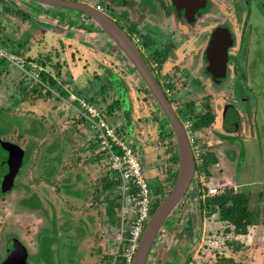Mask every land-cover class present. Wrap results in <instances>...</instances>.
<instances>
[{"label": "flooded vegetation", "instance_id": "1", "mask_svg": "<svg viewBox=\"0 0 264 264\" xmlns=\"http://www.w3.org/2000/svg\"><path fill=\"white\" fill-rule=\"evenodd\" d=\"M51 1L52 5L35 0H0V43L6 44L4 46H11V50L16 54L15 58L17 57L18 62L22 63L26 69L35 58L30 55L27 57L20 52V49H29L36 46L34 41L30 44V39L36 36V32L39 33L40 30L47 29L46 25L48 24L55 30L51 32L57 40L50 47L56 51V54L58 50L67 48V37H73L85 43L88 48H92L96 52V55L91 54L96 60V62L93 61L96 68H100L104 64L108 76H112V83L106 78L103 79L105 77L104 73L99 75L96 71L93 73L88 72L85 78L80 75L78 80H74L72 76L70 80L75 82L87 80L91 83L95 79L97 82H105L101 86V90L106 89V92L111 90V94H114L112 104L107 107L109 113L115 111V113L125 114L124 110L127 107H123L121 97H124V93L128 96L131 94L125 77L121 76L123 80L118 76L119 73L115 72L111 62H122L126 67L130 66L126 76L129 75L135 80L140 88L137 92L146 94L148 100L155 106L153 111H150L152 115L148 116L149 120L152 118L151 120L155 122V129H157V138L151 137L154 141L158 139L157 142H154V146L158 145L157 148H166L164 157L166 159V177L160 183L157 176L152 179L148 177L142 161V159L146 160L145 147L151 146L152 143L149 144L151 139L144 135L140 136L141 131L138 127L141 126L138 122L135 121L134 123L126 119L132 129L130 137L128 135V143L141 159V164L146 172L152 191L151 208L153 209L156 203H160L165 197L157 198V194L161 191H166V193L171 191L179 171V141L175 127L167 118L149 85L137 69L132 66L122 49L92 17L81 10L86 9L98 18L107 17L112 20L113 24H117L124 34L128 35L135 43L162 92L170 102L176 117L186 132L196 164L190 186L178 203L176 210L170 215L168 224L164 225L157 240L161 238V242L169 241L171 239L169 227H174V224L171 225L169 222H177L181 216L184 217L181 221L182 225L185 228H191L190 236L192 237L186 239L182 232L179 234L182 243L178 248L183 254L178 257L177 264H207L208 260H210L209 264H213L214 260V263L217 264H242L238 259L239 251L231 247L238 249L241 246L239 242L246 237H250L251 229L260 227L258 214L251 208L256 213V222L247 226L246 232L237 233L235 224L223 218V208L220 204L216 202L217 204L212 206L209 201L226 194L228 189H232L233 193L245 192L250 198L248 194L250 187L244 185L246 181L243 180L241 181L244 184L238 180L236 182L238 185L229 186L217 178L211 177L214 176L212 167L218 164L219 156L215 149L211 148V144L209 148L202 145L200 138L203 131H207L214 142H233V140H237L239 143H243L242 140L247 142L256 136L258 139L261 134L264 140V131L261 127L262 123H260L263 118L262 111H264V107L258 105L259 99L262 100L264 97L262 90H260V83L264 80V0ZM32 30H35V33ZM102 42H106L107 45L106 48L101 47L99 52L95 46L103 44ZM89 44L91 47H89ZM58 55H55L54 67H49L43 59L35 60L42 66L39 72L41 75L43 74L48 78L60 75V68L66 61ZM7 59H9L8 55L0 53V82L5 84L8 81L4 78V76H8L6 72L9 68L7 66L12 65L20 68L19 63L11 64L12 61L10 59L7 61ZM78 61L84 65L80 60ZM224 65L226 69H224L225 67L222 68ZM20 70L22 71L23 68H20ZM20 74L22 73L20 72ZM71 74L73 75V73ZM117 78H120V83H118L120 85L116 83ZM258 78H261V80L257 81ZM34 87L33 83L26 84L25 81L20 83L19 92L23 94L22 99L31 98L29 95L32 98L36 97L39 93H36ZM137 92L135 91L134 95H139ZM79 94L83 93L79 92ZM14 96L13 105L0 107V113H3V115H0V122L8 119L7 115L9 113L6 112H17L14 110L19 103V99L17 93ZM187 96H191V98L185 100ZM32 101L33 103L36 102L34 99ZM98 108L100 113H106L104 109ZM28 109L30 110V116L34 115L33 120L35 119V122L39 123L37 120L46 121V125L39 133H35V130L32 132L40 136L44 133H50L52 137L55 136L54 141H56L60 135L58 132H61L60 124L57 123L56 119L50 123L49 117L46 116L45 112H42L39 105L31 104ZM137 112L139 113L138 108ZM258 115L260 118L257 117ZM120 125V123H117L114 127L123 137L125 128ZM74 127L82 138L77 145L78 154L81 156L79 160L83 162L82 168L87 167L86 163L89 164L88 157H92L91 161L98 165L97 158H105V155L102 151H97V145L90 142L91 134L89 137V132L92 131L85 122L75 123ZM18 129L21 133L30 132L28 129H25V131L19 127ZM9 133L10 131L0 134V139L7 140L17 152H4V157L0 154V160L2 159L0 164V168H2L0 171L2 174L0 178V197L7 198L21 187L29 189L27 194L25 193V197L15 203V210L20 213L25 211L29 214H35L36 220L34 222L30 221L25 229L21 227L22 223H17L21 222L20 217L0 221V264L14 263L15 256L20 257L19 260H22L26 253L24 248H26L28 255L27 264H38L39 260L44 261V263L41 261V264H48L51 262L53 255L50 254V257H48L46 250L50 253L54 252V247L56 250V244L52 241L54 236H50V233L54 234L56 232V235H58L59 230L71 228L69 223L71 221L61 224L56 217V204L62 203V199H58L56 195H59L63 190L66 195L71 193L72 187L68 181L71 178L69 172L73 161L64 162L59 159V163H53L51 182L53 185L55 184V187L53 192L49 191L52 209L49 208L48 210L46 204H44L45 202L42 201V192H39V189L35 190L30 187L43 181V179H38L41 176L35 175V165H32L30 157L32 149L40 141L39 137L37 141L31 137L23 145V137L13 140L7 136ZM59 147L66 150L63 143L58 141L52 143L53 151L56 152ZM64 150H61L59 154L61 155ZM92 151H96V153ZM139 151L141 154H139ZM93 154L96 156L93 157ZM54 157L60 158L59 155H54ZM212 157L215 158V162L206 167V158ZM242 157L244 158L245 155L241 144L238 158L241 164L244 162ZM76 162L78 164V161ZM86 171L85 169L79 171L77 173L78 178H85L84 173H87ZM112 171H110L111 177L106 175L103 178V185L106 180L118 181V177L115 176L114 178L115 173ZM13 173L16 175L13 176ZM28 173H32V175H29V179H26L25 175H28ZM20 174H22L20 180L25 177L26 181H23L24 185L19 181L20 185L16 186V179ZM11 176L15 178L13 185L10 187ZM206 177L211 178V180L207 181ZM171 178L173 179L172 187L168 184ZM260 185L264 186V180ZM109 188L118 189V193L115 198L109 199L107 211L120 203L119 196L121 193L120 184L117 182ZM79 192L81 196H86V199L89 196L90 199L94 200L95 204L91 202L93 205H90L92 207L89 208L96 209V217H94L93 222L98 224L104 213V210L101 209L103 205L102 190L96 187L87 188L86 191L84 189L83 193L82 191ZM52 193L54 194L53 197L51 196ZM28 196L37 198L40 202L22 204V201L28 200ZM89 208L88 205L85 206L84 211L88 213ZM106 210L105 214H107L109 220V213H106ZM40 215H46L50 219H47L46 222V216L42 217ZM33 224H36V227L30 228L29 226ZM110 225L113 227L119 226L115 223H110ZM47 226L50 227L47 228ZM30 230L32 232H29ZM157 240L154 244L156 246L154 253H152L153 251L150 253L149 264H153L155 261L158 249ZM17 245L19 249L15 250ZM110 245H112V241ZM46 247H49V250ZM220 249H226L227 252H220ZM219 253L220 259H212L215 255L217 257ZM207 254H211L210 259H208ZM30 259H34L35 262H31ZM103 263L104 260L99 262V264Z\"/></svg>", "mask_w": 264, "mask_h": 264}, {"label": "rangeland", "instance_id": "2", "mask_svg": "<svg viewBox=\"0 0 264 264\" xmlns=\"http://www.w3.org/2000/svg\"><path fill=\"white\" fill-rule=\"evenodd\" d=\"M46 19V17H45ZM47 20V19H46ZM33 33H35V30H32ZM36 36L31 40L30 44L35 43L36 46L29 48V49H20V52L25 54L27 57L30 55L34 57V61L32 64H37L40 67L38 68L37 75L39 78L44 82L43 74L41 75L39 73V70L42 69V66L37 63L36 59H43L48 63L49 67H54L55 62V55H58L61 59L65 60L66 63L63 64L60 68V75H54V77L57 78L55 83H52L54 88L59 91L60 96L56 95L51 90V96L45 95L47 93V88L44 85H41L38 80H34V77L29 76L27 73V69L24 70L23 67L20 66V68H23L21 71L20 68L13 67L12 65L7 66L9 70L6 72L8 76H4V78L7 81V84L4 82H0V107H6V105L11 106L12 102L15 101L13 97H15V93L18 95L19 103L15 106V110L17 112H6L9 113L7 115L8 119L6 121L0 122V134L7 133L10 131V133L7 135L8 137L12 138L13 140H17L19 137H23L22 140L24 141L22 144L28 142L29 138H33L34 140H38V137L40 139L38 145H35L31 152V160L32 165L34 166V171L36 172L35 175L41 176L38 178L39 180L43 179L42 182H39L38 184H29L30 187L37 190L39 192H42V201H44L46 204L47 209H52L51 206V198H50V192H53V189L55 187V184H52V165L53 163H59L61 159L64 162H72L73 164L71 166L70 174L71 178L68 181L71 185V193L65 194L64 190L59 194L56 195L58 199H62V203L56 204L57 205V218L59 219V223L64 224L65 222H69L71 225V228L68 230H65L63 228L59 230L56 235V232L54 234L50 233V236H54V239H50L56 244V250L54 247V252L50 253V251H47L48 257H50V254L53 255L52 260L48 264H99L100 261L104 260L103 264H106L107 260H109L110 256H114V253L116 252L119 243L122 239V231H123V221H122V207H123V197L120 193V203L117 204V206L113 207L111 210V214H109V220L107 214H105V210L108 207V201L109 199L115 198V195L118 193V189L116 188H106L103 185V178L108 175V177H111V165L108 161V159L100 158L98 157V165L93 163L92 157H88L89 164H85L87 167L82 168V161L81 156L78 154L77 145L81 141L80 133L77 132L74 125L75 123H84L85 119L82 117V110L83 105L82 102H87L94 107H96L98 110L100 108L104 109L106 113H102L101 115L112 125H116L117 123L121 124L120 126L126 129L127 127V120L133 121L135 123L138 122L139 126L138 129L141 131L140 136H145L151 139L157 138L156 133L157 129H155V122L148 119L149 115H152L150 111H153L154 104L151 103V101L148 100L146 94L142 92H137V90H140L139 86L131 78V76H126L125 72H122L123 70L121 67H124V64L122 62H111L113 69L118 70L121 73V76L125 77V80L128 83L129 91H131L130 96L123 94L124 97H121V102L123 104V107H127L125 111V114L123 113H109L107 111V107L112 104V101L114 100L113 96L114 94H111V90L106 92V89L101 90L100 87L105 82L96 81L95 79L92 80L89 87H87V80L84 81H71L70 78L72 77L71 73L78 72L76 70V67L78 66V59L80 57V54L74 53L72 49H75L76 43L73 41L70 44H66L67 48L64 50H58L57 54L56 51L51 49L53 46L52 44L57 40L55 39V36L53 33L50 32H44L43 30H40V32L35 33ZM81 38V37H79ZM34 41V42H33ZM6 44L0 43V53L8 55L10 58H13V61L11 64L19 63V59L15 56L16 54L13 53L11 50V46H4ZM52 45V46H51ZM30 46V45H29ZM51 46V47H50ZM89 47L91 45L89 44ZM80 60V59H79ZM9 61V59H7ZM9 63V62H8ZM107 63V62H106ZM108 64V63H107ZM20 65V63H19ZM71 67V69H70ZM126 70V69H125ZM22 74H20V72ZM69 72V74H68ZM78 73H84L83 68L81 67L80 72ZM102 73V71H101ZM94 76V75H92ZM27 77V79H26ZM30 78V79H29ZM1 79V78H0ZM52 79V78H47ZM48 82L50 83V81ZM261 78H258L257 81H260ZM24 81L30 84H34V89L36 93H39L36 97L32 98L31 95L29 97L22 99L23 94L19 92V85L20 83H24ZM17 82L15 85H12L13 83ZM48 82H44L46 85H48ZM58 82V83H57ZM90 82V81H89ZM117 85H120V78H117L116 80ZM60 84V85H59ZM95 84V85H94ZM260 90H262V95H264V80L260 83ZM38 87L40 89H38ZM43 88V89H42ZM258 88V87H257ZM41 90V92H40ZM50 91V90H48ZM137 92L139 95H134V92ZM79 92H82L83 94H79ZM259 94V93H258ZM94 95V96H93ZM39 98V99H38ZM103 98V100H102ZM191 96H187L185 100L190 99ZM32 99L36 100L35 103H33ZM262 101V102H261ZM185 102V101H183ZM182 102V103H183ZM31 104L39 105V108H41L42 112L46 113V116L49 117L50 123L55 121L56 119L57 123L60 124L59 128L61 132H58L60 134L58 136V139L54 141L55 136H51L50 133H44L41 136L34 134L32 131L35 130V133H39L41 129L46 125V121L43 120H37L39 123L35 122V119L33 120L34 115L30 116V110L28 109V106H31ZM13 105V104H12ZM139 105V106H137ZM258 105L260 107H264V97L262 100L259 99ZM137 108L139 109V113L137 112ZM100 111V110H99ZM263 118L261 119L262 128L264 131V111H262ZM37 113V112H36ZM20 114V115H19ZM33 114V113H32ZM156 115V114H155ZM36 116V115H35ZM126 116V117H125ZM140 117V118H139ZM257 117L260 118L258 115ZM41 118V117H36ZM137 119V120H136ZM78 121V122H77ZM80 121V122H79ZM40 124V125H39ZM84 125V124H83ZM17 126V127H16ZM130 126V125H129ZM18 127L25 131V129L30 130V132L26 131L24 133H21ZM128 131V130H127ZM32 132V133H31ZM89 132V137H90ZM92 135V134H91ZM127 135V134H126ZM126 135H123L125 138ZM151 139L149 141V144L151 146H148V148L145 147L146 150V161L145 159H142L144 167L147 171L148 177L153 178L157 176L159 178L160 183L162 182V179L166 177V148H157L158 145L155 147L154 142H157V140L154 141V139ZM235 138V137H234ZM20 139V138H19ZM86 139V138H85ZM236 139V138H235ZM240 139V138H239ZM126 140L129 142V139L126 138ZM60 142L63 143L66 150H64L62 147L53 151L54 148H52V143L54 142ZM201 144L205 145L207 148L210 147V144L212 145L211 148L215 149V151L218 153L219 156V162L217 165L212 167V172L214 176H211L213 178H217L222 183H226L229 186H234L238 180L242 184H244L243 181H246L247 187H250L249 189V196L251 201V208L258 214L259 216V225L260 227L258 229L252 228V232L250 234V237H246L239 243H241V246L236 249L235 247H231L234 250L239 251V258L240 263L242 264H264V186H261L260 183L264 180V140L263 135L261 134L260 137L257 136L254 139H250L246 142V140H242L243 143H239L237 140H233V142L228 141H218L214 142L208 135L207 131H203L202 136L200 138ZM241 141V139H240ZM91 142V141H90ZM160 142V141H159ZM65 143V144H64ZM243 145V152L245 157L244 162L241 164V161H239V154H240V146ZM14 147L11 146V144L8 143L7 140L0 139V154L4 157V152L7 153H13L17 152L16 149H13ZM97 151L99 150L98 147H96ZM64 150V152L60 155V151ZM140 150H142L140 148ZM143 151V150H142ZM93 152V151H92ZM93 153H96L94 151ZM139 154L141 152L139 151ZM54 155H59L60 158H55ZM96 155L93 154V157ZM142 156H144L142 154ZM141 160V159H140ZM78 161V164L77 162ZM241 164V166H240ZM59 167V166H58ZM247 168L246 170H244ZM82 169L87 170V173H84L86 176L85 178L81 179L78 178V172L82 171ZM250 170V171H249ZM249 171V172H248ZM51 172V173H50ZM113 172V171H112ZM20 174L16 179V186L20 185L22 183L24 185V182L26 179H29L28 176L32 175V173L26 174L24 179L20 180L21 178ZM117 178V175H114V178ZM207 181H210L211 178L206 177ZM24 181V182H23ZM86 182V183H85ZM30 183V180H29ZM171 187L173 185V179L171 178L169 183ZM69 185V186H70ZM238 185V184H236ZM228 186V187H229ZM29 187V188H30ZM99 187L102 190L103 193V205L101 206V209L104 210L103 216H101L98 224H95L93 221L94 217H96V209H91L89 207H92L90 205L91 202H94V200L90 199L89 196H81L79 191H85L87 188H96ZM103 187V188H102ZM51 189V190H50ZM27 190L24 187H21L19 190L15 191L11 194V196L7 198H1L0 197V221H5L6 219H17V217H20L22 226L24 229L26 228L27 224L31 221L34 222L36 220L35 214H29V212H19L18 210H15L16 208V202L19 199H22L25 197V193L27 194ZM50 191V192H49ZM168 193L166 191H161L157 194V198H162L163 196L166 197ZM53 193L51 196L53 197ZM81 196V197H80ZM28 200L22 201V204H32V203H39L38 199L32 198L28 196ZM50 198V200H49ZM54 199V198H53ZM58 201V200H57ZM95 204V202H94ZM88 205V213L84 211L85 206ZM122 205V206H121ZM157 207V206H156ZM155 207V209H156ZM37 214V213H36ZM42 217H45L44 215H40ZM215 218L217 216H214ZM213 217V218H214ZM67 218V219H66ZM47 219H50L46 216V222ZM182 219L184 217H181L177 220V222H169L171 225L174 224V227H169V232L171 234V239L169 241L161 242V238L157 240V252H156V258L153 264H177L178 262V254L180 251L178 249V246L182 243L181 238H179V234L184 235L186 239L189 237L191 238V228L190 227H184L182 225ZM68 220V221H67ZM14 221V220H13ZM174 221V220H173ZM110 223H115L119 226L113 227L110 225ZM168 224V221H166L165 225ZM30 228H35L36 224L30 225ZM50 226H47L49 228ZM129 227V219L127 218L125 220L124 229L127 231ZM224 228V226H223ZM29 232H32L30 230ZM47 232V231H46ZM48 233V232H47ZM112 241V245H110ZM125 241V240H124ZM114 243V244H113ZM156 246H154V250L152 249V253H154ZM46 249L49 250V247H46ZM227 252L226 249H220V252ZM213 253V252H212ZM51 255V256H52ZM211 254H207L208 259H210ZM202 261L203 259L200 258ZM212 259H220V253L214 256ZM113 260V259H112ZM111 260V261H112ZM30 261H34V259H30ZM40 262L43 260H39ZM35 262V261H34ZM38 264H41V263ZM210 263V260H208ZM207 262V264H209ZM215 262V260H214ZM213 264H217L214 263Z\"/></svg>", "mask_w": 264, "mask_h": 264}, {"label": "water", "instance_id": "3", "mask_svg": "<svg viewBox=\"0 0 264 264\" xmlns=\"http://www.w3.org/2000/svg\"><path fill=\"white\" fill-rule=\"evenodd\" d=\"M38 2H42L43 4L52 5L50 3L51 0H35ZM52 2V1H51ZM82 12L86 13L88 16L92 17L93 20L102 27V29L106 32V34L113 39L114 42L117 43V45L122 49L123 53L126 55L132 66L137 69L141 77L144 79V81L149 85L150 89L153 92L154 97L157 99L161 107L163 108L167 118L170 122H172L173 126L175 127V131L178 137V143H179V171L177 173L176 181L174 186L172 187L171 191L164 197L161 202L157 205L156 209L152 212L145 230L142 234V237L140 239V242L138 244V247L136 249V252L134 254V257L131 261V264H149V258L150 253L152 251V248L157 240V238L160 236V232L164 228V225L166 221H168L170 215L176 210V207L178 203L181 201V199L184 197L188 187L191 184V181L193 180L194 173H195V159L192 153V149L190 146V143L188 141L186 132L179 122L178 118L176 117V114L162 92L158 82L156 81L155 77L153 76L152 72L150 71L149 67L147 66L146 62L144 61L139 49L135 45V43L132 41V39L124 34L123 30L117 25L113 24L109 18L104 17L98 18L96 17L92 12L82 9ZM114 22V21H113ZM115 23V22H114ZM47 29H44L46 32L55 31L50 24L46 25ZM50 30V31H49ZM68 44L71 45V43L74 41L76 43L75 49H72L74 53L80 54V62L81 63H74L78 66L76 67L77 71L80 72L81 67L83 68L84 73H81V76L83 78L86 77V74L88 72H98L99 75L102 71V73L105 74V77L109 82L112 83L111 78L112 76H108L104 64L101 65L100 68H96L93 61L96 62V60L91 56V54H95L96 52L92 48H88L85 43H82L78 40H76L73 37H67ZM103 44L99 46H95L100 52L101 47L106 48V42H102ZM98 53V52H97ZM78 59V60H79ZM130 67V66H129ZM124 65L121 69L122 72L128 71V68ZM225 65L222 67L224 68ZM126 69V70H125ZM226 69V67L224 68ZM117 71L118 76L121 77V73L115 69V72ZM74 74V73H73ZM101 78V76H100ZM75 79V78H74ZM124 80V79H123ZM103 82V81H101ZM87 87L91 84L89 81H87ZM95 85V84H94ZM128 85V83H127ZM101 89V87H100ZM126 117V116H125ZM128 130V131H127ZM126 138H128V135L130 137V132H132V129L127 123V129H124ZM129 139V138H128ZM2 159L0 160L1 164ZM2 168H0V171ZM16 174L13 173V176ZM11 176L12 180L9 183V186L11 187L13 185V180L15 177ZM2 177V174L0 173V178ZM1 184V183H0ZM19 243V242H17ZM22 246V245H21ZM19 246H16L15 250H18ZM25 249V255L22 260H19L17 256L14 257L15 261L11 264H27V250ZM21 251L23 249H20ZM22 253V252H20Z\"/></svg>", "mask_w": 264, "mask_h": 264}, {"label": "built area", "instance_id": "4", "mask_svg": "<svg viewBox=\"0 0 264 264\" xmlns=\"http://www.w3.org/2000/svg\"><path fill=\"white\" fill-rule=\"evenodd\" d=\"M9 59L13 61L12 57H9ZM20 66L26 70L22 63H20ZM39 67V65L31 63L27 68V74L34 77L35 81L38 80L40 84L42 83L41 85L49 88L48 90H52L60 96L59 91L54 88L49 79H43L44 82L50 81L46 85L39 78L37 75ZM52 79L57 80L55 77H52ZM82 105V117H84V122L92 131L91 143L97 145L108 159L112 170L119 179L120 191L123 197L122 239L114 253L112 264H115L117 258L121 255L126 259L123 264H131L146 224L153 212L151 208L152 191L146 172L132 146L118 133L114 125L110 124L101 115L96 107L85 101L82 102ZM127 218L129 219V227L125 231L124 224Z\"/></svg>", "mask_w": 264, "mask_h": 264}, {"label": "trees", "instance_id": "5", "mask_svg": "<svg viewBox=\"0 0 264 264\" xmlns=\"http://www.w3.org/2000/svg\"><path fill=\"white\" fill-rule=\"evenodd\" d=\"M43 78L47 79L48 77L43 76ZM50 81L51 83H55L54 79H50ZM38 89L40 88L38 87ZM45 95L51 96V91L47 90V93ZM0 115H3V113L2 114L0 113ZM212 162H215L214 157L206 158L205 161L206 167H209V164H211ZM118 181L115 180V182L114 181L112 182L106 180L104 183V187L109 188L112 186L113 183H116ZM232 191H233L232 189H228L226 194H223L222 196H218L217 198L212 199L211 200L212 202L211 201L209 202L212 206L217 203L220 204V206L223 208L222 209L223 218L235 224L237 233H244L247 231L246 229L247 226L256 222L257 216L256 213L253 210H251L250 198L247 196V194L245 192L233 193ZM158 204L159 203L157 202L155 207ZM155 207L153 208V211ZM106 213L111 214V210L109 211L106 210ZM112 259H114V256H110L109 260L106 261L107 262L106 264H112L113 261ZM125 260L126 259L121 255L117 258L115 264H123Z\"/></svg>", "mask_w": 264, "mask_h": 264}, {"label": "crops", "instance_id": "6", "mask_svg": "<svg viewBox=\"0 0 264 264\" xmlns=\"http://www.w3.org/2000/svg\"><path fill=\"white\" fill-rule=\"evenodd\" d=\"M77 70V69H76ZM81 75V73H78V72H75V74H73L72 76H73V78H75L74 80H78V76H80ZM118 179V178H117ZM119 182V181H118ZM117 182V183H118ZM122 206V205H121ZM122 211H123V208L121 209ZM179 249V248H178ZM181 251V250H180ZM184 252V251H183ZM181 254H183L182 253V251L181 252H179L178 254H176V256H178V257H181ZM207 260V259H206Z\"/></svg>", "mask_w": 264, "mask_h": 264}, {"label": "clouds", "instance_id": "7", "mask_svg": "<svg viewBox=\"0 0 264 264\" xmlns=\"http://www.w3.org/2000/svg\"><path fill=\"white\" fill-rule=\"evenodd\" d=\"M128 142V141H127Z\"/></svg>", "mask_w": 264, "mask_h": 264}]
</instances>
